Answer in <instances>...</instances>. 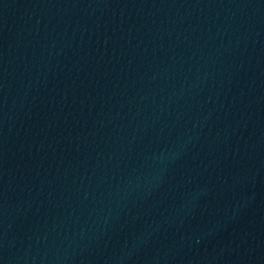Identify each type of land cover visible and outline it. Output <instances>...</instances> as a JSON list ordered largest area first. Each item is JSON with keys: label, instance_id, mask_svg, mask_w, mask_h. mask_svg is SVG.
Here are the masks:
<instances>
[{"label": "water", "instance_id": "water-1", "mask_svg": "<svg viewBox=\"0 0 264 264\" xmlns=\"http://www.w3.org/2000/svg\"><path fill=\"white\" fill-rule=\"evenodd\" d=\"M0 264H264V0H0Z\"/></svg>", "mask_w": 264, "mask_h": 264}]
</instances>
